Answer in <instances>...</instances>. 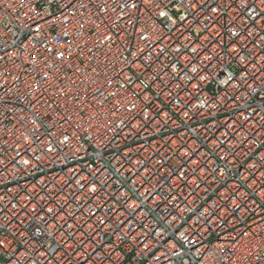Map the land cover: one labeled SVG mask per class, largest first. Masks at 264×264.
I'll use <instances>...</instances> for the list:
<instances>
[{
    "label": "built area",
    "instance_id": "built-area-1",
    "mask_svg": "<svg viewBox=\"0 0 264 264\" xmlns=\"http://www.w3.org/2000/svg\"><path fill=\"white\" fill-rule=\"evenodd\" d=\"M0 264H264V0H0Z\"/></svg>",
    "mask_w": 264,
    "mask_h": 264
}]
</instances>
